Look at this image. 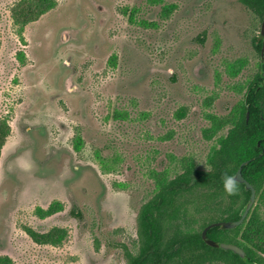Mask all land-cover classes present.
<instances>
[{"label":"rangeland","instance_id":"rangeland-1","mask_svg":"<svg viewBox=\"0 0 264 264\" xmlns=\"http://www.w3.org/2000/svg\"><path fill=\"white\" fill-rule=\"evenodd\" d=\"M20 1L0 0V119L11 127L0 257L127 264L124 250L139 252L138 213L161 180L192 162L210 170L232 126L210 137L211 117H239L262 66L264 19L239 0H55L21 27ZM263 193L251 213L264 218ZM56 203L61 210L38 215ZM27 228L68 235L40 245Z\"/></svg>","mask_w":264,"mask_h":264},{"label":"trees","instance_id":"trees-1","mask_svg":"<svg viewBox=\"0 0 264 264\" xmlns=\"http://www.w3.org/2000/svg\"><path fill=\"white\" fill-rule=\"evenodd\" d=\"M239 1L264 19V0ZM55 5V0H21L13 8V18L25 27ZM256 81L247 90L237 120L211 117L210 137L225 125L232 126L212 148L208 156L210 170L202 171L193 162L188 163L185 171L176 177L162 179L157 193L142 205L137 217L139 252L133 254L126 248L127 264H264L259 257L264 253V218L256 210L235 229L215 227L208 231V237L214 241L242 243L239 246L245 250L249 261L232 251L210 247L202 238L203 230L210 224L239 220L240 211L250 199L251 192L241 183L235 182L234 193L226 192L222 184L225 174L233 177L248 162L243 167V176L257 193L264 187V81L260 87ZM10 134V125L0 119V160ZM226 197L230 204L225 203ZM61 206L52 204L47 210L39 208L37 213L48 217L61 210ZM27 232L37 244L53 246L61 245L68 235L64 228H53L47 233L27 228ZM0 263L12 264V261L0 257Z\"/></svg>","mask_w":264,"mask_h":264},{"label":"water","instance_id":"water-1","mask_svg":"<svg viewBox=\"0 0 264 264\" xmlns=\"http://www.w3.org/2000/svg\"><path fill=\"white\" fill-rule=\"evenodd\" d=\"M260 41L263 42V45L261 48V60H262L263 71H262L261 76L264 79V21L262 23L260 34L258 36V42ZM248 118H249V115H248ZM247 164L248 162H245L233 176L236 183L244 184L245 189L251 192V196H250L248 203L240 211V219L237 221H220V222L210 224L207 227H205V229L202 232V238L208 246L219 248L224 251H232L233 253L239 255L241 259L244 261H249V260H248L245 250L242 247H240L239 245H235V244L214 241L213 239L208 237V231L215 227H221L227 230L235 229L236 227L242 225L248 218L251 210L253 209V206L255 205L256 198H257V191L255 187L251 183H249L243 176L242 170H243V167Z\"/></svg>","mask_w":264,"mask_h":264},{"label":"clouds","instance_id":"clouds-1","mask_svg":"<svg viewBox=\"0 0 264 264\" xmlns=\"http://www.w3.org/2000/svg\"><path fill=\"white\" fill-rule=\"evenodd\" d=\"M222 184L226 192L229 194L234 193L236 189L235 179L232 176L225 174L222 177Z\"/></svg>","mask_w":264,"mask_h":264},{"label":"flooded vegetation","instance_id":"flooded-vegetation-1","mask_svg":"<svg viewBox=\"0 0 264 264\" xmlns=\"http://www.w3.org/2000/svg\"><path fill=\"white\" fill-rule=\"evenodd\" d=\"M241 3V2H240ZM245 6V5H244ZM264 21V20H263ZM263 21H262V23H263ZM261 26H262V24H261ZM262 45H263V42L262 41H260V42H258V37L256 38V42H255V46H256V48H257V50H258V52L260 53V59H261V48H262ZM262 61V60H261ZM262 70H263V66H261L260 67V73L257 75V77L259 76V79H257V77L253 80V82H255V80H257L256 81V85L258 86V87H260L261 86V84L263 83V81H264V79L262 78V76H261V74H262Z\"/></svg>","mask_w":264,"mask_h":264}]
</instances>
